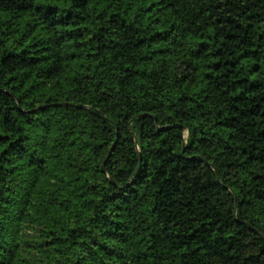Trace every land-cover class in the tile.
Segmentation results:
<instances>
[{
    "label": "trees",
    "instance_id": "16d2710c",
    "mask_svg": "<svg viewBox=\"0 0 264 264\" xmlns=\"http://www.w3.org/2000/svg\"><path fill=\"white\" fill-rule=\"evenodd\" d=\"M0 264H264V0H0Z\"/></svg>",
    "mask_w": 264,
    "mask_h": 264
},
{
    "label": "water",
    "instance_id": "95a60500",
    "mask_svg": "<svg viewBox=\"0 0 264 264\" xmlns=\"http://www.w3.org/2000/svg\"><path fill=\"white\" fill-rule=\"evenodd\" d=\"M115 140H116V139H115ZM110 151H111V148L109 149L107 155L105 156V159L103 160V162H102V164H101V167H102V168H103L104 162H105L107 156L109 155ZM138 166H139V165H138ZM136 172H137V170L135 171V173H136Z\"/></svg>",
    "mask_w": 264,
    "mask_h": 264
}]
</instances>
